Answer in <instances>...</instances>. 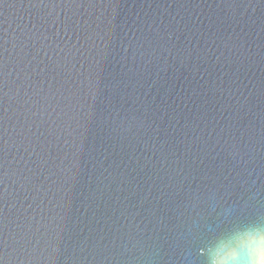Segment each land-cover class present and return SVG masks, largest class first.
<instances>
[{"label": "water", "instance_id": "95a60500", "mask_svg": "<svg viewBox=\"0 0 264 264\" xmlns=\"http://www.w3.org/2000/svg\"><path fill=\"white\" fill-rule=\"evenodd\" d=\"M0 58V264H190L264 211V0H4Z\"/></svg>", "mask_w": 264, "mask_h": 264}, {"label": "clouds", "instance_id": "9594fccd", "mask_svg": "<svg viewBox=\"0 0 264 264\" xmlns=\"http://www.w3.org/2000/svg\"><path fill=\"white\" fill-rule=\"evenodd\" d=\"M199 255L198 264H264V211L229 221L209 236Z\"/></svg>", "mask_w": 264, "mask_h": 264}, {"label": "snow or ice", "instance_id": "6c2138e0", "mask_svg": "<svg viewBox=\"0 0 264 264\" xmlns=\"http://www.w3.org/2000/svg\"><path fill=\"white\" fill-rule=\"evenodd\" d=\"M4 0H0V4H3ZM5 84V63L3 62L2 58H0V88H2ZM4 151L3 144L0 143V153ZM203 247L202 244L197 243L196 237H193L191 241V247L189 249L190 254L194 257L196 264H198L199 260L202 257L199 255L201 248Z\"/></svg>", "mask_w": 264, "mask_h": 264}]
</instances>
